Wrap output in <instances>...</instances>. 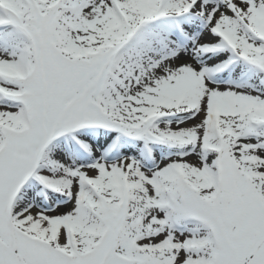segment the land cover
I'll use <instances>...</instances> for the list:
<instances>
[{
	"label": "snow or ice",
	"instance_id": "6c2138e0",
	"mask_svg": "<svg viewBox=\"0 0 264 264\" xmlns=\"http://www.w3.org/2000/svg\"><path fill=\"white\" fill-rule=\"evenodd\" d=\"M0 264H264V0H0Z\"/></svg>",
	"mask_w": 264,
	"mask_h": 264
}]
</instances>
